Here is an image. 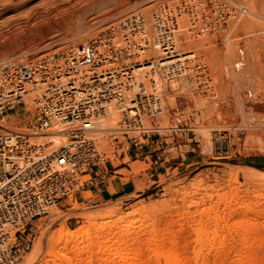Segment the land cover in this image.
Returning a JSON list of instances; mask_svg holds the SVG:
<instances>
[{"label":"rangeland","instance_id":"1","mask_svg":"<svg viewBox=\"0 0 264 264\" xmlns=\"http://www.w3.org/2000/svg\"><path fill=\"white\" fill-rule=\"evenodd\" d=\"M44 1L27 0L17 11L0 16V62L24 55L28 59L48 54L59 57L61 50L85 43L132 8L149 15L161 5H197L195 0ZM202 1V7L208 6L213 15L212 0ZM216 1L227 20L230 9L244 6L264 16V0ZM29 7L32 9L27 11ZM12 15L16 18L6 22ZM245 20L234 29L230 21L226 26L227 41L232 42L226 44L231 48L227 59L223 54L226 46L221 43L223 32L190 37V16L178 18L177 49L195 52L207 67L212 85L200 89L194 80L168 83L162 89L163 110L155 122L159 132L151 139L157 144L131 134L142 144L141 156L128 151L129 140L118 131H98L96 143L105 153L107 173L99 182L100 192L95 196L91 190L85 191L72 198L70 209L65 202L64 208L34 220L27 249L17 264H40L48 233L61 223L77 231L88 224L75 214L98 208H113L122 215L133 213L138 221L134 227L153 226L156 233L147 231L136 237L142 242L138 249L141 259L150 255L147 248L152 241L148 244L145 240L157 234L158 246L179 253L183 264H264V184L236 174L237 169H250L248 166L264 171V22L255 20L251 29L242 25ZM191 41L195 45L188 47ZM237 63L240 66H235ZM231 72H241L237 83L229 77ZM118 121L115 127L120 129ZM30 123L31 116L20 108L0 114V126L9 131H26ZM222 197L225 200L218 202ZM200 209H204L203 215ZM197 228L204 232L200 243L195 241ZM136 239L126 242L135 246L140 243ZM102 241L105 239L80 242L93 257L82 254L73 264H99L105 256L98 248ZM38 244L42 246L36 259L28 263Z\"/></svg>","mask_w":264,"mask_h":264},{"label":"built area","instance_id":"2","mask_svg":"<svg viewBox=\"0 0 264 264\" xmlns=\"http://www.w3.org/2000/svg\"><path fill=\"white\" fill-rule=\"evenodd\" d=\"M195 1L161 5L149 15L124 11L85 43L67 48L62 61L44 56L0 62V114L20 108L31 116L32 135L53 130L67 137L62 144L40 145L29 134L0 129V264H17L34 220L65 202L70 209L72 198L85 191L98 195L107 173L95 129L112 103L128 151L141 156L142 144L131 134L148 141L159 132L155 122L168 83L194 80L198 88H210L207 67L195 52L176 47L178 18L188 14L190 37H199L212 28L224 32L227 14L216 0L213 15L204 1Z\"/></svg>","mask_w":264,"mask_h":264},{"label":"bare ground","instance_id":"3","mask_svg":"<svg viewBox=\"0 0 264 264\" xmlns=\"http://www.w3.org/2000/svg\"><path fill=\"white\" fill-rule=\"evenodd\" d=\"M45 1L48 2V1H52V0H45ZM26 2H27V0H0V16L4 15L6 13L17 11L20 7H23ZM255 3L256 2H254V4ZM252 4H253V2H252ZM262 4H264V3H262ZM261 8L264 9V5H262ZM31 9H32V7H29V9H27V11L31 10ZM262 13H264V12H262ZM260 14H261V12H259V14H257L256 12L251 11V9H249L248 7H245V6H244V9L243 8L241 9L239 7L234 9L233 12L230 13L228 20H227V23L225 24V30L223 32V36L221 37L222 38L221 43L223 45L225 44V46H226V44L227 45L232 44V42L229 43L227 41L229 34L226 30V26H228L229 21H230L229 25L231 26V24H232V26H234L233 27V29H234L239 24V22L242 20V18L246 17L247 19L246 20L244 19L245 22L243 24L242 23L241 24L244 26L245 25L247 26V24H248V27L253 28V27H255L254 26L255 20H257V22H259V20L264 22V16H262ZM15 16L16 15H12L9 19H7L6 22L12 21L13 19L16 18ZM249 18H251V19H249ZM252 19H253V22H252ZM231 20H233V21H231ZM243 21H241V22H243ZM185 28L182 29L184 32L186 31ZM213 29L214 28H212L211 31L208 32L207 36H210L211 34H213V32H212ZM227 29H229V28H227ZM233 29H231V30H233ZM190 30H191V27L188 28V31H190ZM177 33H178V29H177ZM230 41H232V40H230ZM179 45H181V44H179ZM194 45H195L194 42L191 41V43L189 42V44L187 46L192 47ZM70 46H73V45H70ZM176 47L179 48L180 46L176 45ZM230 49L231 48H229V46H226L225 49L223 50V54L227 59H228V57H230V51H231ZM191 50H188V52H191ZM65 52L66 51L64 49L61 50L59 52L60 54H58L59 57H55L52 54L40 55L37 57L52 56V57L62 61L63 60L62 57L65 54ZM14 57L22 58L24 60L28 59L25 57V55L24 56H14ZM37 57L30 58V59H35ZM235 66H237V67L240 66V63H237ZM135 71L139 72V69H135ZM241 72H240V74H241ZM238 74H234L231 72V75L229 76V74H228V76L231 77L237 83L239 76H241L240 74L239 75ZM256 78H258V77L256 76ZM210 83L212 85L211 80H210ZM259 83H260V81H259ZM257 87H258V85H257ZM262 93H264V92H262ZM213 94H214V92H213ZM262 100H264V99H262ZM131 106H133V105H131ZM106 116H104L103 119L101 118L98 121V125L95 129L96 130L95 133L98 134V131L102 132V133H105L107 131V133H108V131L113 132V131L119 130L115 127V124L117 123V119L119 120V110H118V106H116L115 103H112L110 105V107L107 110ZM262 117H264V116H262ZM259 121L261 122L262 120L259 119ZM258 126H260V125H258ZM0 129L2 132L8 131L7 129L2 128L1 126H0ZM11 130H13V132H15V133L20 132V133L29 134L31 141L36 142L37 144H40V145L47 144V145L55 146L58 144L65 143L67 141V137L65 135L60 134L57 131H53V130L49 131L46 135H43L42 133H40V135H32V129L30 128V126H28L26 131H18L14 128ZM248 168H250V169H237L236 174L244 175L245 177H247L249 179V181H251L253 183L264 184V171H261L257 168L249 167V166H248ZM225 198L226 197H222V198L218 199V202L225 200ZM204 212H205L204 209L199 210V213L201 215H203ZM132 214L133 213H130L127 215H122V214H119L113 208H98V209L93 210V211L89 210V211H82V212L76 213L75 215L83 217L87 221L88 225L83 226L82 228L78 229L77 231H71L68 227H66V225L64 223H61L59 228H57L52 233L51 232L48 233L49 235L48 236L46 235V239H45L47 241V250L45 252L44 257L42 259L40 258L41 259L40 264H73L75 258L81 256L82 254H89L88 253V246L87 247L81 246V245L79 246L78 244H81L80 242H83V243L87 242L88 244H92L93 242H96L98 239H101V238H104L105 241H102L103 243L98 248L102 249L105 252V256L103 255L104 256L103 258L101 256L102 259L100 258L101 262L99 260V264H183L182 257L179 253L168 252V249H166L164 246H161V247L158 246V244L156 242L159 240V237L156 236L157 234H155L156 233L155 229L154 228L152 229L153 226H150L151 227L150 228V227H144L142 224H139L138 226L134 227L133 225L135 223H137L138 221L134 218L135 216L134 217L132 216ZM139 216H136V217L140 218ZM214 219H216V218H214ZM139 221H140V219H139ZM197 223L199 225V222H197ZM150 224H152V223H150ZM147 231L150 233H152L154 231L155 235H153V238H152L151 237L152 234H150V237L152 239L150 237H148V238L146 237L149 240L148 242H147V240H145L146 243L149 244V242L152 241V244L150 243V245H148L147 250H148V253L150 255H148V258L144 260V259L139 258V251H140L139 247L142 245V242H140L141 240H137L138 239L137 236L140 235L141 233H146ZM202 235H204V232L201 231L199 228H197L196 229V236L197 237H196L195 241L200 243L202 241V239H200V236H202ZM136 237H137V239H136ZM134 238L137 241H139L140 243H138L137 245L135 244V246H131V245H129L130 241L126 242L127 240L132 241V240H134ZM40 246H42V245L38 244L34 247L33 255L31 257H29L28 263H31L34 259H36L35 257L37 255V253L40 251V248H41ZM96 247H97V245H96ZM98 248H97V250H99ZM138 249H139V251H138ZM103 251L102 252L98 251V252L104 253ZM96 252H95V255H97ZM90 254L88 256V257H90L89 259H91V256L93 255L92 254L90 256ZM195 256L197 257L198 254H195ZM151 259H152V261L154 259V261L152 263H151ZM90 261H92V260H90Z\"/></svg>","mask_w":264,"mask_h":264}]
</instances>
